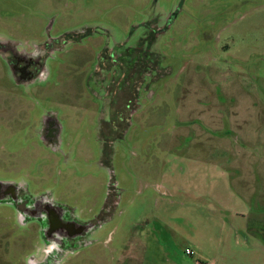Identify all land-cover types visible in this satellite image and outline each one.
I'll list each match as a JSON object with an SVG mask.
<instances>
[{
  "label": "rangeland",
  "instance_id": "rangeland-1",
  "mask_svg": "<svg viewBox=\"0 0 264 264\" xmlns=\"http://www.w3.org/2000/svg\"><path fill=\"white\" fill-rule=\"evenodd\" d=\"M0 179L94 222L62 264H264V0H0Z\"/></svg>",
  "mask_w": 264,
  "mask_h": 264
},
{
  "label": "flooded vegetation",
  "instance_id": "flooded-vegetation-1",
  "mask_svg": "<svg viewBox=\"0 0 264 264\" xmlns=\"http://www.w3.org/2000/svg\"><path fill=\"white\" fill-rule=\"evenodd\" d=\"M153 29L156 30L154 24ZM157 29L159 30L158 27ZM158 30L156 32H160ZM9 66L15 75L26 81L33 80L38 73V65L24 54L13 53ZM134 69L135 65L131 64L129 73L132 74ZM43 131L53 138L57 135V126L45 124ZM45 198L51 202H44ZM21 213H26L23 219ZM93 223L79 220L68 207L55 202L46 192L42 194L37 186L31 187L12 179H0V228L24 230L31 246L27 253H23L25 258L19 264H62L67 251L84 245L86 236L95 227ZM51 243L59 245L58 252L55 257L50 255L42 259L43 248Z\"/></svg>",
  "mask_w": 264,
  "mask_h": 264
},
{
  "label": "clouds",
  "instance_id": "clouds-1",
  "mask_svg": "<svg viewBox=\"0 0 264 264\" xmlns=\"http://www.w3.org/2000/svg\"><path fill=\"white\" fill-rule=\"evenodd\" d=\"M33 55H35L33 53ZM21 203L23 202L22 200L20 201ZM44 202H51L50 200H48L47 198L44 199ZM31 207H34V206H31ZM21 219H23V217L26 215V213H21ZM43 215V214H42ZM46 218V217H44ZM59 250V245L55 244V243H51L49 244L47 247H44L43 248V256H42V259L43 258H47L48 256L52 255L55 257V254L58 252Z\"/></svg>",
  "mask_w": 264,
  "mask_h": 264
},
{
  "label": "built area",
  "instance_id": "built-area-1",
  "mask_svg": "<svg viewBox=\"0 0 264 264\" xmlns=\"http://www.w3.org/2000/svg\"><path fill=\"white\" fill-rule=\"evenodd\" d=\"M186 253H188V254H192V252L190 251V250H186Z\"/></svg>",
  "mask_w": 264,
  "mask_h": 264
}]
</instances>
